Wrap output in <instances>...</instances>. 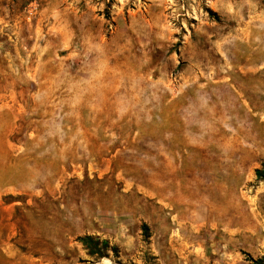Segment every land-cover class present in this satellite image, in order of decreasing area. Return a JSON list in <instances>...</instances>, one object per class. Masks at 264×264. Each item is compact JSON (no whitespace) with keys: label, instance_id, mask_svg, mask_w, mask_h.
Segmentation results:
<instances>
[{"label":"rangeland","instance_id":"1","mask_svg":"<svg viewBox=\"0 0 264 264\" xmlns=\"http://www.w3.org/2000/svg\"><path fill=\"white\" fill-rule=\"evenodd\" d=\"M262 169L264 0H0V264H253Z\"/></svg>","mask_w":264,"mask_h":264},{"label":"trees","instance_id":"2","mask_svg":"<svg viewBox=\"0 0 264 264\" xmlns=\"http://www.w3.org/2000/svg\"><path fill=\"white\" fill-rule=\"evenodd\" d=\"M255 176L259 180H264V169L255 170ZM144 230H146V227H144ZM78 241L89 253H96L99 255L105 254L106 251H112L116 253L115 247H110L106 241H100L99 239L93 238L91 236L80 237ZM252 262L253 264H264V257Z\"/></svg>","mask_w":264,"mask_h":264}]
</instances>
